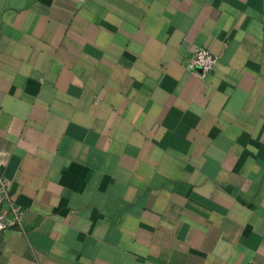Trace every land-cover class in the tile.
Masks as SVG:
<instances>
[{
    "label": "crops",
    "instance_id": "1",
    "mask_svg": "<svg viewBox=\"0 0 264 264\" xmlns=\"http://www.w3.org/2000/svg\"><path fill=\"white\" fill-rule=\"evenodd\" d=\"M0 172V264H264V0H0Z\"/></svg>",
    "mask_w": 264,
    "mask_h": 264
},
{
    "label": "built area",
    "instance_id": "2",
    "mask_svg": "<svg viewBox=\"0 0 264 264\" xmlns=\"http://www.w3.org/2000/svg\"><path fill=\"white\" fill-rule=\"evenodd\" d=\"M183 62L187 69L196 71L198 75L202 76L213 68L216 55L204 46H195ZM3 204L7 205L6 210L2 209ZM19 220L20 208L9 200L6 182L0 172V234L4 228L19 223Z\"/></svg>",
    "mask_w": 264,
    "mask_h": 264
}]
</instances>
